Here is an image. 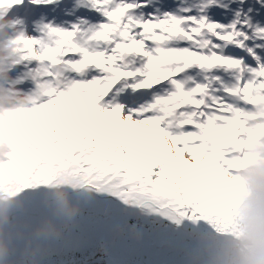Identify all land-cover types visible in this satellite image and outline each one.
Returning a JSON list of instances; mask_svg holds the SVG:
<instances>
[{"label": "snow or ice", "instance_id": "snow-or-ice-1", "mask_svg": "<svg viewBox=\"0 0 264 264\" xmlns=\"http://www.w3.org/2000/svg\"><path fill=\"white\" fill-rule=\"evenodd\" d=\"M23 2L0 0V11ZM148 2L91 0L107 20L86 31L48 24L31 37L18 22L14 73L23 67L35 87L27 107L0 113V127L25 145L23 186L76 178L88 190L47 264H191L192 230L220 218L199 194L228 182L245 135L264 134V122L252 126L264 121V58L255 51L264 46L248 44L264 40V28L242 8L228 25L212 21L209 9H228L223 0H181L175 12L145 16L138 10ZM40 197L34 216L46 210Z\"/></svg>", "mask_w": 264, "mask_h": 264}, {"label": "clouds", "instance_id": "clouds-1", "mask_svg": "<svg viewBox=\"0 0 264 264\" xmlns=\"http://www.w3.org/2000/svg\"><path fill=\"white\" fill-rule=\"evenodd\" d=\"M8 12L0 11V78L7 75L5 64L15 61L14 28ZM30 94L13 88L9 93L0 90V113L14 114L28 106ZM264 121H256L253 127ZM243 150L238 163L228 171V182L220 189H205L199 194L202 202L214 203L220 210L216 228L202 226L192 230L198 264H264V134L243 137ZM47 143V136L39 138ZM25 145L14 141L8 131L0 127V209L9 204L17 191L21 153ZM72 183L85 187L73 178ZM59 208L74 214L78 206L69 204L63 187L54 189ZM5 247L0 246V264H21L4 258Z\"/></svg>", "mask_w": 264, "mask_h": 264}, {"label": "rangeland", "instance_id": "rangeland-1", "mask_svg": "<svg viewBox=\"0 0 264 264\" xmlns=\"http://www.w3.org/2000/svg\"><path fill=\"white\" fill-rule=\"evenodd\" d=\"M27 1L30 0H24V2ZM256 2H260L261 5H264V0H256ZM223 3L229 5L228 9L233 12H235L237 9H240L241 6L238 3H230L229 0H223ZM49 5L52 6L51 9H48L46 5H44L46 7H43L42 9L41 7H38V9L41 11L40 16L47 23V25L49 24V20H51L52 22L50 24L56 27L57 23L61 22L58 20L61 17V13L55 8L57 5L56 0H53V2L49 3ZM176 5L179 8L183 7V5L178 2V0H176ZM88 7L90 10L86 12V15L83 16L81 20L75 16H70L65 25L68 26L70 30H73L70 26L75 25V27L82 28L86 31L90 28L96 29L99 27V25L106 22L107 18L103 15L102 11H99L100 15L97 21L92 20V17L96 15L98 10L92 6L91 1L88 2ZM212 9H215V11L219 10L217 7H213ZM221 12L223 11L216 13V16H219V13ZM12 22L15 26V19H12ZM257 26L264 28V20L260 25L257 24ZM33 27V25L24 26V30L27 35L31 37L42 35L40 28H38L39 26L37 27L36 31L33 30ZM6 64H9V61L6 62ZM30 84H34L31 79ZM4 85L5 84L0 86V88H2ZM13 88L14 87L10 86L6 89V92L10 93ZM23 185L24 181L21 178L19 187L15 192L12 201L3 209H0V216L9 215V218L1 224L2 228H0V246L5 247V257H10L11 255L19 257L17 259H19L18 262H21V264H47L48 258L58 248L59 241L57 240V235L55 234V232L58 231L57 227L59 226L60 230L63 225H66V223L63 221V215L66 211L59 208L57 195L54 189L56 187H63L65 189L69 204L78 206L77 210L75 211L78 220L82 213V197L87 193L88 190L85 187L77 186L75 184L62 185L59 183H52L41 188H25ZM37 192L41 193L40 199L42 200L46 210L43 214L34 216L31 210V204L32 199ZM73 227L74 226H71L70 223L64 227L67 231L66 235L69 234ZM52 235L53 238L50 237ZM58 235H60V233H58ZM67 237H59V240L61 242H65L64 240H66ZM192 242L196 247L194 241ZM27 254L30 255L29 258L24 257ZM14 260L16 259L14 258Z\"/></svg>", "mask_w": 264, "mask_h": 264}, {"label": "bare ground", "instance_id": "bare-ground-1", "mask_svg": "<svg viewBox=\"0 0 264 264\" xmlns=\"http://www.w3.org/2000/svg\"><path fill=\"white\" fill-rule=\"evenodd\" d=\"M89 1H91V0H56L57 5L55 6V8L58 12L61 13V16H68V17L75 16L79 20H81L83 18V16L85 15L87 9L89 8L88 7ZM167 3H169V1H167ZM44 5H46L48 7V9H51V7H52L49 5V3H48V5L45 3H41V4L37 5V4L30 3V1H27V2H23V4H21V5H18L16 7L12 8L11 11H9L7 13L9 16H11L12 19H15V26H14V28H11L9 31V35L14 38L13 50L15 52H17L16 40H17L18 32H19L18 31V28H19L18 22L19 21L22 22L23 28L25 25H33L34 26L33 30H35V31L37 30L38 26H39L38 28L42 29L45 25H47V23L42 19V17L40 15H36V14H34V12L38 9V7H42V8L46 7ZM148 8H149V5H147V7H144L143 9H140L138 11H142L145 14V16H147V14L149 13ZM219 11L220 10H216L214 12V15L216 16V13H218ZM229 12H233V11H229ZM243 12L246 13L247 10H243ZM216 17H218V15ZM219 19H220L221 23L229 24L230 22L233 21L234 18L230 19L225 14V12L223 11V12L219 13ZM51 22L52 21L49 20V24ZM56 27L64 29V30H70V28L68 26H66L65 24H62V23H57ZM80 29L82 31H85L82 28H80ZM42 35H43V33H42ZM263 41L264 40H260L259 45H262ZM259 50H260V48H257V51H259ZM229 51L233 52V54L237 56L234 49H229ZM263 56H264V54L262 55V57ZM19 63H20V57H19V53H18L17 59L15 61H9V64L5 65V68L7 70V75L5 77L0 78L1 79L0 86L5 84L2 88H0V90L6 91L7 88L12 86L16 89H21L24 92L30 94V89L35 87L34 84L33 85L30 84L29 78H25V71L26 70L23 67L17 69V71L14 73V69L16 68V66ZM36 64H37L36 61H32L30 67H35ZM30 99H31V94H30ZM30 99H29V101H30ZM29 101H28V103H29ZM63 221H64V223H66V225L68 223H70L71 226L72 225L74 226L78 222L77 214L74 213V214L70 215L68 212H65V214L63 215ZM58 228H59V226L57 227V230H58ZM58 233H60V235H58ZM55 234L57 235L56 237H57V240L59 241L58 247L62 243H64V242H61L59 240V237L65 238L69 235V234L66 235L67 231L65 229H63L61 231L58 230L57 232H55ZM50 237L53 238V235Z\"/></svg>", "mask_w": 264, "mask_h": 264}, {"label": "trees", "instance_id": "trees-1", "mask_svg": "<svg viewBox=\"0 0 264 264\" xmlns=\"http://www.w3.org/2000/svg\"><path fill=\"white\" fill-rule=\"evenodd\" d=\"M19 174H20V170H19ZM9 218V215H5V216H0V225L6 220V219H8ZM0 228H2V225H1V227ZM61 229H63V226L60 228V230ZM58 230H59V228H58ZM73 230V229H72ZM71 230V231H72ZM70 231V232H71ZM191 241H193L192 240V238H191ZM193 243V242H192ZM4 258H6V259H11L12 257H5V255H4ZM191 264H198V262H197V256L195 255L193 258H192V261H191Z\"/></svg>", "mask_w": 264, "mask_h": 264}]
</instances>
